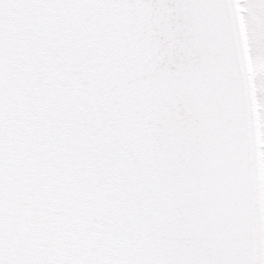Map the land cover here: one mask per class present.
I'll return each mask as SVG.
<instances>
[{"label": "snow or ice", "instance_id": "1", "mask_svg": "<svg viewBox=\"0 0 264 264\" xmlns=\"http://www.w3.org/2000/svg\"><path fill=\"white\" fill-rule=\"evenodd\" d=\"M0 264H264V0H0Z\"/></svg>", "mask_w": 264, "mask_h": 264}]
</instances>
